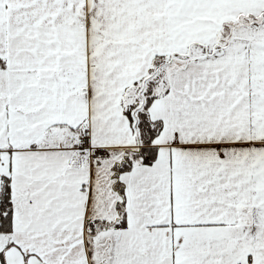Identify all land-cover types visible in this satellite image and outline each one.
I'll return each instance as SVG.
<instances>
[{"label":"snow or ice","instance_id":"obj_1","mask_svg":"<svg viewBox=\"0 0 264 264\" xmlns=\"http://www.w3.org/2000/svg\"><path fill=\"white\" fill-rule=\"evenodd\" d=\"M0 264H264V0H0Z\"/></svg>","mask_w":264,"mask_h":264}]
</instances>
